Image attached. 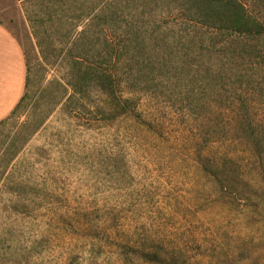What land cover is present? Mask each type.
Returning a JSON list of instances; mask_svg holds the SVG:
<instances>
[{
  "label": "rangeland",
  "instance_id": "1",
  "mask_svg": "<svg viewBox=\"0 0 264 264\" xmlns=\"http://www.w3.org/2000/svg\"><path fill=\"white\" fill-rule=\"evenodd\" d=\"M35 11L0 0V23L27 53L33 103L46 85L48 99L65 92L57 55L41 64ZM95 105L59 106L0 166V264H264V160L246 166L257 195L217 198L173 109L147 102L146 124Z\"/></svg>",
  "mask_w": 264,
  "mask_h": 264
},
{
  "label": "trees",
  "instance_id": "2",
  "mask_svg": "<svg viewBox=\"0 0 264 264\" xmlns=\"http://www.w3.org/2000/svg\"><path fill=\"white\" fill-rule=\"evenodd\" d=\"M27 1L36 7L29 20L41 64H57V55L65 92L48 99L46 85L31 102L23 49L25 91L0 120V166L59 106L80 110L94 98L107 118L151 124L140 109L152 102L183 119L217 198L258 194L245 172L264 160V0Z\"/></svg>",
  "mask_w": 264,
  "mask_h": 264
},
{
  "label": "crops",
  "instance_id": "3",
  "mask_svg": "<svg viewBox=\"0 0 264 264\" xmlns=\"http://www.w3.org/2000/svg\"><path fill=\"white\" fill-rule=\"evenodd\" d=\"M27 74L22 45L0 23V120L11 114L24 94Z\"/></svg>",
  "mask_w": 264,
  "mask_h": 264
}]
</instances>
